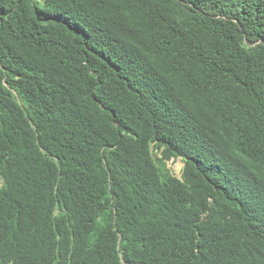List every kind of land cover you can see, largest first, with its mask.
<instances>
[{"label": "trees", "instance_id": "obj_1", "mask_svg": "<svg viewBox=\"0 0 264 264\" xmlns=\"http://www.w3.org/2000/svg\"><path fill=\"white\" fill-rule=\"evenodd\" d=\"M0 264H264V0H0Z\"/></svg>", "mask_w": 264, "mask_h": 264}, {"label": "rangeland", "instance_id": "obj_2", "mask_svg": "<svg viewBox=\"0 0 264 264\" xmlns=\"http://www.w3.org/2000/svg\"><path fill=\"white\" fill-rule=\"evenodd\" d=\"M167 167L170 169L172 174L180 177L184 167L182 157L172 158L167 162Z\"/></svg>", "mask_w": 264, "mask_h": 264}]
</instances>
